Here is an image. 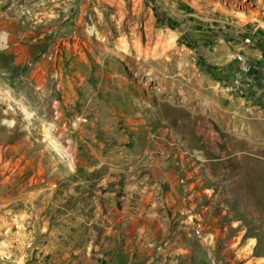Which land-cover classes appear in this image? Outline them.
Instances as JSON below:
<instances>
[{"label":"rangeland","instance_id":"rangeland-1","mask_svg":"<svg viewBox=\"0 0 264 264\" xmlns=\"http://www.w3.org/2000/svg\"><path fill=\"white\" fill-rule=\"evenodd\" d=\"M0 264H264V0H0Z\"/></svg>","mask_w":264,"mask_h":264},{"label":"built area","instance_id":"built-area-1","mask_svg":"<svg viewBox=\"0 0 264 264\" xmlns=\"http://www.w3.org/2000/svg\"><path fill=\"white\" fill-rule=\"evenodd\" d=\"M221 28L223 30H227L229 27L227 25V23H223L221 25ZM244 41L246 43L250 42V38L249 37H245ZM234 58L237 60V62L239 63L240 67H241V71L243 74H247L250 73L252 71V64L250 63L245 51L243 50L242 47L238 48L237 51L235 52ZM245 85L249 86L250 82L246 81L244 83Z\"/></svg>","mask_w":264,"mask_h":264},{"label":"bare ground","instance_id":"bare-ground-1","mask_svg":"<svg viewBox=\"0 0 264 264\" xmlns=\"http://www.w3.org/2000/svg\"><path fill=\"white\" fill-rule=\"evenodd\" d=\"M51 142V141H50Z\"/></svg>","mask_w":264,"mask_h":264}]
</instances>
